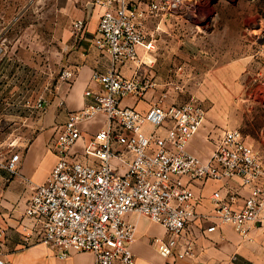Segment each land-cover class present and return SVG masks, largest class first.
<instances>
[{"label":"built area","instance_id":"1","mask_svg":"<svg viewBox=\"0 0 264 264\" xmlns=\"http://www.w3.org/2000/svg\"><path fill=\"white\" fill-rule=\"evenodd\" d=\"M205 1L94 0L102 10L94 46L110 66L92 73L94 87L84 93L89 103L68 112L57 128L56 164L45 182L32 186L23 213L38 228L39 242L60 259L90 253L94 264H136L131 249L135 226L129 215L147 217L164 229L166 238L153 243L161 258L174 263L194 258L198 239L221 226L247 240L252 228L264 224V160L239 130L222 132L212 140L209 158L201 159L188 150L205 121L200 105L190 101L165 106V92L145 112L121 105L124 98H143L154 87L148 78H126L120 72L127 64L146 65L139 48L155 52L145 23L166 16L192 18ZM85 28L84 20H76L71 35L80 37ZM257 40L264 46V27ZM73 78L64 69L58 80L69 84ZM46 105L47 97L41 96L33 108L41 112ZM100 117L103 126L90 133L87 125ZM145 126L151 127L149 133ZM19 158L0 157V169L16 176ZM208 181L221 184L210 197L211 216L197 212L201 199L193 190ZM203 222L209 226L203 228Z\"/></svg>","mask_w":264,"mask_h":264},{"label":"crops","instance_id":"2","mask_svg":"<svg viewBox=\"0 0 264 264\" xmlns=\"http://www.w3.org/2000/svg\"><path fill=\"white\" fill-rule=\"evenodd\" d=\"M62 1L64 5L62 9L68 24L61 32L62 45L61 51H58L60 52L58 67L62 70H71L74 78L69 84L60 82L58 77L61 70L57 76H52L53 92L47 96L44 110L38 112L33 106H26L25 110L28 114L35 115L36 119L33 121L29 119L31 123L27 130L18 133L15 137L14 154L20 156L17 175L10 177L6 170L0 169V264H94V257L90 253H73L66 259H60L53 250L39 242L38 228H33L32 223L23 215L31 197L32 186L45 182L56 164L57 157L53 143L57 128L65 123L68 112L79 111L89 103L84 93L88 87H94L90 82L92 73L105 72L110 66L107 56L102 55L94 46L102 10L94 6V0ZM129 1L134 4H145L149 0ZM206 3L207 1L199 6ZM81 19L85 21V31L80 37H73L70 32L71 26L73 22ZM155 21L149 20L145 23L147 33L155 39V52L147 54L143 49H138L139 58L146 65L137 68L133 64H127L120 68L124 77L148 78L154 87L146 90L143 98H124L122 106L134 107L140 112H145L164 92L167 94L165 106L180 105L175 102V93L171 89H166L167 82L171 81L172 77H169L167 72H162L156 77L157 68H170L173 54L176 59L180 58L179 71L188 68L193 70L196 68L199 71L197 75L188 74L187 71L183 74L176 72L177 79L214 88L221 86L223 92L225 88H227L226 92H229L230 86L240 80L248 85L251 83L264 85V66L252 67L247 61H242V58L231 60L225 51L220 54L215 53L214 48H211L212 44L209 43L198 50L199 53L205 54V57L202 58L199 54V57H193L190 60L191 64L188 65L186 63L189 61L188 53L182 50L183 43L175 39L178 32L167 28L154 29L152 26ZM3 55L4 48L0 55V91L5 83L3 79L6 78V71L2 67ZM148 63H153V66L149 68ZM16 64L18 69H23L22 60ZM144 70L145 74H143ZM49 71L55 73L54 67ZM47 79L51 80V78ZM1 101L3 99L0 97ZM61 102L63 105H60ZM10 114L12 118H20L22 122L28 121L26 113ZM222 123L219 117H209L205 112L202 128L188 145L189 152L201 159L209 158L214 149L212 140L225 130H229ZM102 126L103 118L100 117L88 124L86 129L90 133H95ZM144 128L147 133L151 131L149 126ZM255 153L264 160V156L256 151ZM220 187L221 184L214 181L194 186L196 196L201 199L197 207L198 213L212 215L213 205L210 197ZM127 219L135 226V238L131 249L136 264H264V224L252 228L247 240H243L232 228L221 226L216 232L198 239L194 258L174 263L161 258L153 243L154 239L166 238V233L160 225L144 216L129 215ZM202 226L206 228L209 223L203 222Z\"/></svg>","mask_w":264,"mask_h":264},{"label":"rangeland","instance_id":"3","mask_svg":"<svg viewBox=\"0 0 264 264\" xmlns=\"http://www.w3.org/2000/svg\"><path fill=\"white\" fill-rule=\"evenodd\" d=\"M206 1L195 9L192 18L166 16L156 20L152 27L178 32L175 39L183 43L188 65L199 54L205 57L198 50L209 43L215 53L225 51L231 60L242 58L252 67L264 66V46L257 40L259 30L264 27V0ZM63 7L62 0H0V55L4 48L2 67L6 71L0 91L3 99L0 102V157L6 161L15 153L16 135L27 130L30 120L36 119L35 115L28 114L26 106H34L41 96L47 97L53 77L62 70L58 67V51L62 45L61 32L68 24ZM179 59L173 54L170 68L156 70V77L162 72L172 77L166 89L175 93V102L197 103L207 116L219 117L225 128L239 130L247 143L264 156V85H248L240 80L230 86L229 92L227 88L223 92L221 86L214 88L183 81L177 79V73L187 71L197 75L199 71L196 68L179 71ZM20 60L22 70L16 66ZM53 67L52 74L49 70ZM20 112L27 114L28 121L22 122L10 114Z\"/></svg>","mask_w":264,"mask_h":264}]
</instances>
